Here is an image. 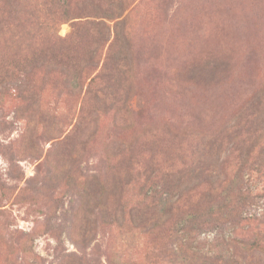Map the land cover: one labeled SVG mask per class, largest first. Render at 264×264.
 <instances>
[{"label":"rangeland","instance_id":"obj_1","mask_svg":"<svg viewBox=\"0 0 264 264\" xmlns=\"http://www.w3.org/2000/svg\"><path fill=\"white\" fill-rule=\"evenodd\" d=\"M82 2L0 0V264H264V0Z\"/></svg>","mask_w":264,"mask_h":264},{"label":"trees","instance_id":"obj_2","mask_svg":"<svg viewBox=\"0 0 264 264\" xmlns=\"http://www.w3.org/2000/svg\"><path fill=\"white\" fill-rule=\"evenodd\" d=\"M108 3L110 6H107L105 8H102L100 5L96 8V9H88V5L85 4V2H82L81 5H77L75 6V8L71 11L72 14V18L74 19H78L75 20V22H73V27H75V33L76 31L79 32L82 26H84L83 23H87L88 21L82 22V19H85L83 17H92L93 20L90 22L92 24V26H98L100 28H102V33L104 34V32H108V24H107V20H110L112 18H118L120 17V12L115 11L118 9V6H116L117 0H108ZM86 10L89 11L90 14H86ZM91 10V11H90ZM116 13H113V12ZM77 21V22H76ZM117 23H121L120 21ZM77 26V28H76ZM117 26H115V31H117L116 29ZM107 28V29H106ZM74 31V30H73ZM107 34V33H106ZM52 51H54V53H52ZM39 54H34L32 53L31 57H30V71L33 70L36 65H46L47 68H49V65H69L70 63L74 64L75 61L72 60V58L69 57V55H67L66 53L62 52V49H59L56 44H50L49 46H47L46 48H44V50H41L38 52ZM95 56V55H94ZM56 59L54 62L53 60ZM79 61H80V57H78ZM98 59H95L94 62L97 63ZM93 62V61H91ZM29 71V72H30ZM28 73L23 71V78L20 79V83L17 87H16V91H18L20 94H22L24 92V89H22V83L26 84V82L29 80L28 78ZM68 76V74H67ZM76 77V76H75ZM75 78L73 77L71 79V81H74ZM143 205L145 206V212H147V210L150 211V206L151 204H153L152 200H153V195H150L148 193H144L143 195ZM133 211V212H132ZM132 211L129 212V214L133 217L132 222L134 221H138L141 220V222H144V214L140 213V210H136L133 209ZM144 212V213H145ZM146 215V213H145ZM30 247V246H29Z\"/></svg>","mask_w":264,"mask_h":264}]
</instances>
